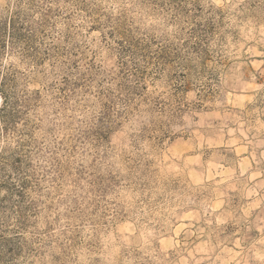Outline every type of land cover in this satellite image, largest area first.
<instances>
[{"label":"clouds","instance_id":"9594fccd","mask_svg":"<svg viewBox=\"0 0 264 264\" xmlns=\"http://www.w3.org/2000/svg\"><path fill=\"white\" fill-rule=\"evenodd\" d=\"M0 264H264V0H0Z\"/></svg>","mask_w":264,"mask_h":264},{"label":"trees","instance_id":"16d2710c","mask_svg":"<svg viewBox=\"0 0 264 264\" xmlns=\"http://www.w3.org/2000/svg\"><path fill=\"white\" fill-rule=\"evenodd\" d=\"M14 23H15V21H14Z\"/></svg>","mask_w":264,"mask_h":264}]
</instances>
